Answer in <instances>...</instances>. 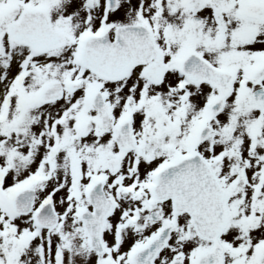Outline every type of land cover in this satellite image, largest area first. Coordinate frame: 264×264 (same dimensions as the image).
<instances>
[{"label":"snow or ice","instance_id":"1","mask_svg":"<svg viewBox=\"0 0 264 264\" xmlns=\"http://www.w3.org/2000/svg\"><path fill=\"white\" fill-rule=\"evenodd\" d=\"M0 264H264V0H0Z\"/></svg>","mask_w":264,"mask_h":264}]
</instances>
